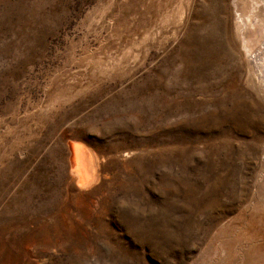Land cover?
Returning <instances> with one entry per match:
<instances>
[{
	"label": "rangeland",
	"instance_id": "rangeland-1",
	"mask_svg": "<svg viewBox=\"0 0 264 264\" xmlns=\"http://www.w3.org/2000/svg\"><path fill=\"white\" fill-rule=\"evenodd\" d=\"M0 264H264V0H0Z\"/></svg>",
	"mask_w": 264,
	"mask_h": 264
},
{
	"label": "bare ground",
	"instance_id": "bare-ground-1",
	"mask_svg": "<svg viewBox=\"0 0 264 264\" xmlns=\"http://www.w3.org/2000/svg\"><path fill=\"white\" fill-rule=\"evenodd\" d=\"M73 168L81 186H86L95 179L96 158L88 150L78 145L72 146Z\"/></svg>",
	"mask_w": 264,
	"mask_h": 264
}]
</instances>
